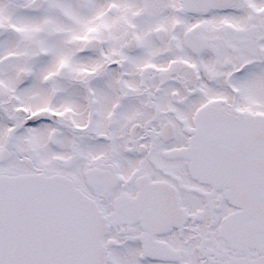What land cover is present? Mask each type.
<instances>
[{
    "label": "snow or ice",
    "instance_id": "1",
    "mask_svg": "<svg viewBox=\"0 0 264 264\" xmlns=\"http://www.w3.org/2000/svg\"><path fill=\"white\" fill-rule=\"evenodd\" d=\"M0 264H264V0H0Z\"/></svg>",
    "mask_w": 264,
    "mask_h": 264
}]
</instances>
